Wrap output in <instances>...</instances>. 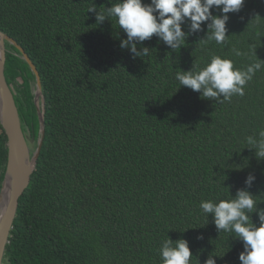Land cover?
Here are the masks:
<instances>
[{"label":"trees","instance_id":"obj_1","mask_svg":"<svg viewBox=\"0 0 264 264\" xmlns=\"http://www.w3.org/2000/svg\"><path fill=\"white\" fill-rule=\"evenodd\" d=\"M117 0H0V31L37 66L45 98V139L31 183L20 198L5 264H163L164 240L185 239L191 264H241L242 242L217 230L202 200L235 198L244 189L264 209V161L245 137L264 128V0L229 14L223 44L207 25L175 50L153 37L133 58L113 18ZM150 3V0H144ZM213 15H221L213 9ZM210 23V21H209ZM5 76L24 124L37 140L35 75L7 43ZM233 49L242 54L237 56ZM213 56L244 70L262 67L230 101L205 100L176 72L198 71ZM0 123V190L8 163ZM249 174L256 180L247 188ZM259 227V218L249 213Z\"/></svg>","mask_w":264,"mask_h":264},{"label":"clouds","instance_id":"obj_2","mask_svg":"<svg viewBox=\"0 0 264 264\" xmlns=\"http://www.w3.org/2000/svg\"><path fill=\"white\" fill-rule=\"evenodd\" d=\"M245 0H117L111 7L99 11L95 6L88 13H96L97 24L115 19L126 34L120 41L121 49H127L133 58L149 55L147 47L138 49L145 41L154 36L162 40L170 49L180 48L185 43L186 33L183 25L190 22V31L196 33L207 25V39L201 43L215 41L223 44L228 37L227 24L229 14L241 11ZM213 9L221 15H213ZM210 21V23H209ZM237 56L242 53L233 49ZM264 62V61H262ZM262 67V63H253L244 70L234 68L230 59L213 56L210 63L201 70H178L175 79L182 87L199 92L205 100L217 103L230 101L233 95H244V86ZM246 149L254 150L258 160L264 161V128L257 134L245 137ZM256 176L249 174L245 180L251 188ZM203 214H211L217 230L235 233L243 244L239 255L241 264H264V209L258 208L255 196L247 190L237 191L235 198L220 200H202L199 205ZM249 213L259 218V227L253 223ZM163 264H191L193 253L185 239L173 242L164 240L159 249ZM216 258L209 256L205 264H216Z\"/></svg>","mask_w":264,"mask_h":264},{"label":"water","instance_id":"obj_3","mask_svg":"<svg viewBox=\"0 0 264 264\" xmlns=\"http://www.w3.org/2000/svg\"><path fill=\"white\" fill-rule=\"evenodd\" d=\"M7 43L15 46L22 59L35 75L34 103L40 122L36 140L30 130L24 129L14 92L7 82L5 66ZM0 123L8 137V163L0 190V264L5 255L17 217L20 198L29 187L45 139V98L37 66L26 51L10 36L0 31Z\"/></svg>","mask_w":264,"mask_h":264},{"label":"rangeland","instance_id":"obj_4","mask_svg":"<svg viewBox=\"0 0 264 264\" xmlns=\"http://www.w3.org/2000/svg\"><path fill=\"white\" fill-rule=\"evenodd\" d=\"M22 47V46H21ZM23 48V47H22ZM24 49V48H23ZM33 92V91H32Z\"/></svg>","mask_w":264,"mask_h":264}]
</instances>
